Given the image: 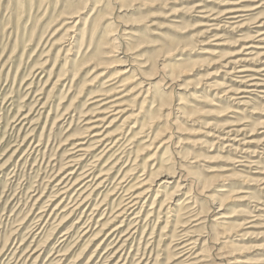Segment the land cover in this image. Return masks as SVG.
<instances>
[{
    "label": "rangeland",
    "instance_id": "rangeland-1",
    "mask_svg": "<svg viewBox=\"0 0 264 264\" xmlns=\"http://www.w3.org/2000/svg\"><path fill=\"white\" fill-rule=\"evenodd\" d=\"M258 25L264 0H0V264H179L187 230L205 264H264V85L230 69L264 67Z\"/></svg>",
    "mask_w": 264,
    "mask_h": 264
},
{
    "label": "bare ground",
    "instance_id": "bare-ground-1",
    "mask_svg": "<svg viewBox=\"0 0 264 264\" xmlns=\"http://www.w3.org/2000/svg\"><path fill=\"white\" fill-rule=\"evenodd\" d=\"M253 8H257V7H253ZM243 11H244V9H241L239 7H233V6L229 7L224 12V14H227L226 15L227 17H225V18L226 19H232V23L241 21L245 17V14L242 13ZM75 14L76 13L74 12V13H72L70 16H68L66 18L70 19L72 17H76ZM76 22H75V24H76ZM258 26H260V27L262 26V27L260 29L256 30L257 35L255 36V38L256 37L257 38L260 37L259 39H257V41H259L260 43H262L264 45V25H258ZM68 30H69V33L74 32L73 29H68ZM69 33H68V35H70ZM250 47L264 49V46L257 47L256 44L255 45L249 44V45L245 46V48H250ZM259 55H264V52H259ZM236 68H237V70L235 72L239 73V76H237L238 77V81H236V82H238V84L240 86V90H239V92L237 94H240V92H242V93H251V92L257 90V88H259L260 86L264 85V67L260 68L258 70H257V67L255 69V68H253L251 66H248V65H242L241 66L240 64L236 65V66H233L232 68L230 67L231 70L236 69ZM125 71L126 70H123L122 73L125 72ZM247 72H250V73H247ZM116 79H118L117 75L111 77L110 79L108 78L107 81L109 82V81L115 80V82L110 83V85H115L118 82V80H116ZM120 86H121V84H118V85L110 88V92L106 95V98H109L110 100L104 101L102 103L103 105H101L98 108L99 109V113L102 114L103 116L99 115L101 118H96L94 121H91L92 125L89 127V130H95V128H100L96 124V122L97 123H99L100 121L103 122L104 119L106 118V117H104L105 115H107V114L108 115L109 114L110 115L118 114V113H120L122 111L120 108L115 109L116 107L122 106L121 105L122 103H120L121 98L116 97V96L113 97L114 95H116L121 90V89H118V87H120ZM171 91H172V89H171ZM259 92H264V90L261 89V90H259ZM237 98H243V96H240V97H237ZM239 103L242 104L243 102H241V100H240ZM178 110H179V108H178ZM91 122H90V124H91ZM133 127H134V125H133ZM101 136H102V133L97 132V131L92 135V138L95 139L94 142L96 143V144H94V146H98L103 141H106L107 137L109 135H105L104 137H101ZM118 140L116 139L115 143L118 142ZM263 141H264V138H263ZM81 144H83V143H74V148L75 149L77 148L76 151H75V154L78 153V154H76L74 156L76 157V159L78 158L77 160L85 158L86 155L88 154L89 148H87V147H85V146H83ZM236 162H238V161L236 160ZM240 166H242V165H240ZM72 172L68 173L67 178H69L71 176V174H73ZM88 174L90 175V173H88ZM89 175H86V176H89ZM166 176L169 177L171 175L167 174ZM100 177H101V175L98 176V178H100ZM96 180H98V179H96ZM184 180L185 179H183L182 174H180L179 175V181L176 183V185H177L176 188H179V189L184 188L186 186L185 185L186 183L184 184L182 182ZM248 181H249L248 179L244 180V182H248ZM163 182L167 183V184L171 183L170 181L168 182V181H165V180ZM262 182H264V179H263ZM73 184H75V183H73ZM149 187L150 186H149L148 180H145L142 183H140V185L135 188V189H138V191H135V192H133L131 194H128L129 196L125 198L126 202L124 203V205H126L127 207H125L121 212H123V214H124V213H127V211L131 210V209H132L131 212H133V210H135L139 206V203H140L141 199L146 197L147 194L150 192L149 190H151V188L149 189ZM84 192H86L85 189H84V191H81V193L78 195L80 197L75 199V200H80V202H81L80 204H85V203L88 202V198H89V194L90 193L84 196V194H85ZM247 192L248 191L243 189L239 193H247ZM82 193H83V195H82ZM245 197H247V196H239V200H246ZM185 198H189V195H186ZM247 198H249V197H247ZM75 204H77V206H78L79 202L76 201ZM228 217L229 216H227V215L220 216V218H228ZM249 222L250 221H246L245 224L249 223ZM240 225L242 226V224H239V226ZM118 228L119 227H114L110 232L107 233V235L110 236L113 232L117 231ZM192 232L193 231H188L187 230L184 233H182L183 237L180 239V243H179L180 247H178V249H177L178 250L177 251V255H178L177 258H179V259L182 258L180 260V262H178L179 264H205V263H207V261L203 258L205 249L204 250H198L196 252L194 251L195 248H196L198 240H200V236H199V234H193ZM238 245L239 244H232L231 247H237ZM120 250H122V249L119 248L116 251L120 252ZM120 258H121V255L119 256L118 259H120ZM237 262H240V261H236V263Z\"/></svg>",
    "mask_w": 264,
    "mask_h": 264
}]
</instances>
